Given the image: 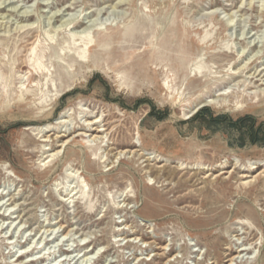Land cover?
Segmentation results:
<instances>
[{
  "label": "rangeland",
  "instance_id": "rangeland-1",
  "mask_svg": "<svg viewBox=\"0 0 264 264\" xmlns=\"http://www.w3.org/2000/svg\"><path fill=\"white\" fill-rule=\"evenodd\" d=\"M259 72L264 0H0V264H264Z\"/></svg>",
  "mask_w": 264,
  "mask_h": 264
},
{
  "label": "bare ground",
  "instance_id": "bare-ground-1",
  "mask_svg": "<svg viewBox=\"0 0 264 264\" xmlns=\"http://www.w3.org/2000/svg\"><path fill=\"white\" fill-rule=\"evenodd\" d=\"M121 2V1H120ZM58 16V15H57ZM76 17V16H75ZM58 19V18H57ZM60 19V18H59ZM63 23H65V22H63ZM75 23V21L74 20H71V21H66V24L65 25H69V24H74ZM77 23H79V22H77ZM64 25V24H63ZM62 25V26H63ZM64 25V26H65ZM63 26V27H64ZM61 27V26H60ZM94 27V26H93ZM30 28V27H29ZM31 29V28H30ZM72 33V32H71ZM73 35V39L74 38H76L77 40H82L83 42H84V44L85 45H87V42H88V38H89V35H88V33L87 32H84V31H81V32H77V33H74V34H72ZM203 39H205V38H203ZM201 43L202 44H206L207 45V41H201ZM226 52V51H225ZM231 53V52H230ZM35 55H36V52L33 54V58H31L30 59V65H32V66H35V64H37V62H36V60H35ZM200 61H194V63H193V70H194V75L196 76V75H198V74H201L203 71H201V64L199 63ZM38 65V64H37ZM38 67H39V65H38ZM234 73V72H233ZM255 77V79H254V83H257L258 85H264V73H262L261 74V72H259L257 75H255L254 76ZM210 103V102H209ZM212 103V102H211ZM208 104V103H207ZM204 105H206V103H202V104H200L199 106H204ZM198 107V106H197ZM237 109H241L242 108V106H237L236 107ZM8 109V108H7ZM196 108H194L193 110H192V113H190L191 115H188V114H185L184 115V117H183V119H186V118H189V117H191L192 115H193V113H196V110H195ZM7 111V110H6ZM63 113V112H62ZM84 116H89V118L91 117V119H84V122H86L85 124H83V123H81V124H78L76 127V130H74V128H75V126H73V130H70V129H66V130H64L63 132H61V133H58V134H54V133H51V134H45V132H49L50 130H52V129H48V127H41L40 129H39V131H38V133H42L43 132V134L41 135V137H43L44 139L42 140L43 142H47L48 140H49V138L50 137H52V135H54L55 137H54V139H59L58 141H60V143L58 144V146L60 147L58 150H56V151H51V150H45L44 149V151L42 152V154L43 155H45L44 156V159H47V158H50V160L54 157V156H56L57 154H59L60 153V151H61V148H63V146H68L72 141H73V139H74V137H79V136H82V137H88L89 138V141H91V142H93L94 143V145H99V144H101V143H103L104 142V138L106 137V136H103L102 134H103V132L106 130V128H105V124H102V125H99L98 123H100V122H102L103 120H99L98 119V117L97 116H91V115H89V114H87V112L84 114ZM93 117V118H92ZM59 122V121H58ZM59 123H63V121H61L60 120V122ZM58 123V124H59ZM65 125V124H64ZM101 126V127H100ZM28 127H30V125H28V126H26V129L28 128ZM45 131V132H44ZM37 133V134H38ZM71 135H73L72 137H71ZM133 144H134V146H140L141 145V143L140 144H138L137 142H135V141H133ZM49 151H51V152H49ZM131 154V157L133 158V160H135V156H138V158H137V160H139V159H141V158H143V153L142 152H140V149H138V148H136V147H134V148H126V149H123V150H118L117 152H115L114 153V155H116L115 157L116 158H118V156H120V155H122V154ZM123 156V155H122ZM130 158V157H129ZM144 160V159H143ZM131 161V160H130ZM145 162H147L146 164H145V167L147 166V165H149L148 164V162L150 161V157H146L145 158V160H144ZM223 165V164H222ZM110 166V165H109ZM217 166V165H216ZM112 167V166H111ZM202 168V167H201ZM221 168H224V166L223 167H221ZM238 167L234 164L233 165V167H231L229 170H225V169H222V170H220V173L219 174H216L215 175V177H217V176H219L220 174H226L227 175V177H225V178H228V177H231L232 175H233V173H234V171L237 169ZM148 169V173L149 174H153V173H155V169H153L152 167H148L147 168ZM180 169V168H179ZM253 169H258V165H256V163H253V164H251V165H249V166H247V167H245L244 168V170L242 171V173H241V175H240V177H244V178H246V177H249L250 179L248 180V181H245V182H243L244 184H252V183H254V182H256V181H259L260 180V178H262V177H264L263 175H262V172H264V168L263 169H260L259 171H257V173L256 174H254L253 176L251 175V173H252V170ZM147 171V170H146ZM145 171V172H146ZM204 177H206V176H204ZM156 179H158V177L156 176ZM157 181V180H156ZM74 190V189H73ZM72 190V191H73ZM78 192V191H77ZM74 193V192H73ZM72 193V194H73ZM77 194V193H76ZM125 196H127V195H125ZM124 196V197H125ZM67 198H65V199H63V200H66ZM8 200V199H7ZM62 200V201H63ZM67 201V200H66ZM70 201V200H69ZM65 202V201H64ZM69 203V202H68ZM3 206V205H2ZM17 217V216H16ZM60 227H62L61 225H60ZM66 234H68V233H66ZM245 248H243V246L241 247V248H239L236 252L238 253V255H233L232 257H230L229 259H227L226 261L228 262V264H235V263H233L235 260H236V258H238L239 257V254H241L243 251H245L246 250V246H244ZM162 249H166V248H162ZM69 250V249H68ZM230 252H231V249H229V248H227V251L225 252V257H227V256H229L230 255ZM24 253H27V251L26 252H24ZM67 254V253H66ZM88 254H90L89 252H88V250H86L85 252H84V255L83 256H88ZM27 256H28V254H27ZM22 254H20L19 256H18V258H17V261H22ZM26 257V256H25ZM68 257V256H67ZM73 257V256H72ZM81 257V256H80ZM79 257V258H80ZM69 258H71V257H69ZM74 258V257H73ZM84 258H86V257H84ZM89 258V257H88ZM87 258V259H88ZM33 261V260H32ZM88 261V260H87Z\"/></svg>",
  "mask_w": 264,
  "mask_h": 264
},
{
  "label": "trees",
  "instance_id": "trees-1",
  "mask_svg": "<svg viewBox=\"0 0 264 264\" xmlns=\"http://www.w3.org/2000/svg\"><path fill=\"white\" fill-rule=\"evenodd\" d=\"M203 110H206V109H203ZM202 111V110H201ZM198 113V112H197Z\"/></svg>",
  "mask_w": 264,
  "mask_h": 264
}]
</instances>
